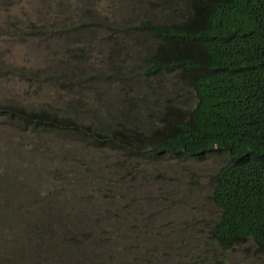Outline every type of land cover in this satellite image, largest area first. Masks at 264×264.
I'll return each mask as SVG.
<instances>
[{"label":"trees","instance_id":"16d2710c","mask_svg":"<svg viewBox=\"0 0 264 264\" xmlns=\"http://www.w3.org/2000/svg\"><path fill=\"white\" fill-rule=\"evenodd\" d=\"M90 1L43 0L45 12L30 32H9L47 33L52 68L0 64V89L9 73L38 97L32 105L0 97V117L43 144L81 151L65 182L80 191H100L102 178L84 182L82 169L101 162L148 180L163 161L222 158L210 181L218 217L205 244L264 261V0H127L123 17L101 14ZM3 204L1 217L9 207ZM51 214L28 223L11 246L0 244V264H83V254L68 248L82 245L79 227L57 233ZM103 221L82 222L89 234L81 236L110 234Z\"/></svg>","mask_w":264,"mask_h":264},{"label":"rangeland","instance_id":"374dc122","mask_svg":"<svg viewBox=\"0 0 264 264\" xmlns=\"http://www.w3.org/2000/svg\"><path fill=\"white\" fill-rule=\"evenodd\" d=\"M41 1L0 0L3 68L25 71L52 68L50 60L45 59L54 44L47 33L41 38L9 34L15 29L30 32L28 27L37 25L38 14L45 12ZM89 4L95 5L101 14L113 12L121 17L126 16L130 7L127 0H91ZM51 19L45 21L50 23ZM59 59L60 55H55L54 60ZM1 85L2 99L10 96L18 97L22 104L38 103L35 87H27L17 76L5 73ZM80 152L58 141L43 144L29 128L20 129L0 117V210L5 207L3 203L9 205L7 214L0 216L2 246H11V240L20 237L23 228L28 229V223L52 212L55 220L51 226L57 233L64 229L72 231L74 225L79 227L77 239L82 245L68 248L77 250L76 258L83 254V259L79 257L83 264H217L219 260L225 264H264L263 260L245 258L209 241L205 244L218 217V210L210 200V181L223 164L222 158L163 161L152 166L148 180L135 177L130 171L114 173L101 162L91 170L82 169L84 182L102 178L100 191L96 188L80 191L77 184L65 183L66 178H71L68 174L71 157ZM39 189L44 193L37 197ZM112 193L118 195L117 199H110ZM87 217H98L103 223L105 218L110 234L94 230L92 238H83L81 234L85 237L89 233L80 225L88 222ZM114 235L119 237L117 241L110 240ZM195 240L201 242L200 246L195 245ZM190 241L195 245L193 248L187 245L192 244Z\"/></svg>","mask_w":264,"mask_h":264}]
</instances>
